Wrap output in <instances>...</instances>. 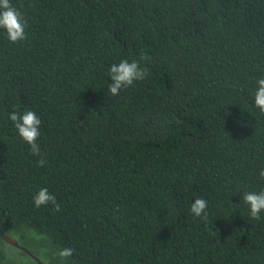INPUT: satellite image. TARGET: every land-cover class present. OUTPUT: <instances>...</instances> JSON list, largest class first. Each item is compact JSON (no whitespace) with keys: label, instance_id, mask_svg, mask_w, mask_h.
Masks as SVG:
<instances>
[{"label":"trees","instance_id":"trees-1","mask_svg":"<svg viewBox=\"0 0 264 264\" xmlns=\"http://www.w3.org/2000/svg\"><path fill=\"white\" fill-rule=\"evenodd\" d=\"M11 3L27 27L0 29V230L29 252L0 236V264H264V212L242 202L264 191V0ZM125 59L149 75L110 97ZM26 110L42 157L9 118Z\"/></svg>","mask_w":264,"mask_h":264},{"label":"clouds","instance_id":"clouds-1","mask_svg":"<svg viewBox=\"0 0 264 264\" xmlns=\"http://www.w3.org/2000/svg\"><path fill=\"white\" fill-rule=\"evenodd\" d=\"M27 21L22 12L15 8L11 0H0V29L6 32L7 39L11 43H18L26 39ZM141 59H147L142 56ZM108 75L111 84L108 85L110 97L118 96L122 89L133 86L136 81H143L148 75V69L142 68L138 61L122 60L119 64L110 66ZM254 105L261 114H264V78L257 81V89L254 93ZM10 120L18 132L22 140L30 145V151L35 156H41L40 146L37 143L40 137L41 120L34 111L26 110L22 114L12 112L9 114ZM46 163L45 159L41 158L38 164L42 167ZM259 178L264 180V169L258 173ZM242 202L247 205L249 210V218L260 220L261 213L264 212V191H245L243 192ZM34 206L40 208L48 204L54 205L55 211H60V205L56 201V197L49 193L47 188H41L33 198ZM208 202L203 198H197L191 204L190 212L197 218L208 220L207 214ZM74 250L71 248L58 249L54 254L59 258L61 264H66L68 258L72 257Z\"/></svg>","mask_w":264,"mask_h":264},{"label":"water","instance_id":"water-1","mask_svg":"<svg viewBox=\"0 0 264 264\" xmlns=\"http://www.w3.org/2000/svg\"><path fill=\"white\" fill-rule=\"evenodd\" d=\"M0 236H1V238H2L7 244H10V245H12V246H14V247L20 248V249H22L23 251H25V252H27V253L29 252L28 249L25 248V247H23V246L18 242L17 239H15V238L9 236L8 234L2 232V230H0ZM34 258H35L39 263H41L40 259H38V258L35 257V256H34Z\"/></svg>","mask_w":264,"mask_h":264}]
</instances>
